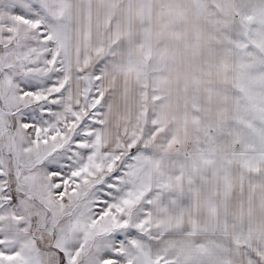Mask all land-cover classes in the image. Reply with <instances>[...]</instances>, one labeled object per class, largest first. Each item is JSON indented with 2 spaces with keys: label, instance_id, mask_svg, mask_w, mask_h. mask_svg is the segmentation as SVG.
<instances>
[{
  "label": "snow or ice",
  "instance_id": "1",
  "mask_svg": "<svg viewBox=\"0 0 264 264\" xmlns=\"http://www.w3.org/2000/svg\"><path fill=\"white\" fill-rule=\"evenodd\" d=\"M0 264H264V0H0Z\"/></svg>",
  "mask_w": 264,
  "mask_h": 264
}]
</instances>
